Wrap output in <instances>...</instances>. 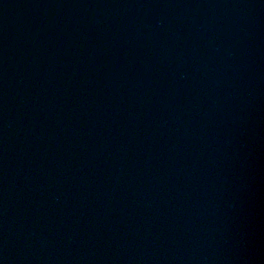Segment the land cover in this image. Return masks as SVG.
Segmentation results:
<instances>
[{
  "label": "water",
  "instance_id": "obj_1",
  "mask_svg": "<svg viewBox=\"0 0 264 264\" xmlns=\"http://www.w3.org/2000/svg\"><path fill=\"white\" fill-rule=\"evenodd\" d=\"M0 264H264V0H0Z\"/></svg>",
  "mask_w": 264,
  "mask_h": 264
}]
</instances>
